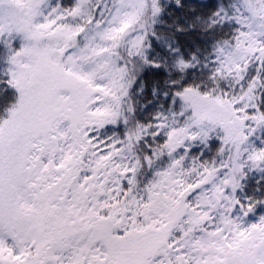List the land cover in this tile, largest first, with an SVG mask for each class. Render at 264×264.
<instances>
[{
	"label": "snow or ice",
	"instance_id": "obj_1",
	"mask_svg": "<svg viewBox=\"0 0 264 264\" xmlns=\"http://www.w3.org/2000/svg\"><path fill=\"white\" fill-rule=\"evenodd\" d=\"M0 264H264V0H0Z\"/></svg>",
	"mask_w": 264,
	"mask_h": 264
}]
</instances>
